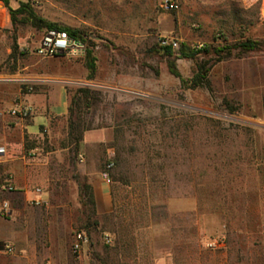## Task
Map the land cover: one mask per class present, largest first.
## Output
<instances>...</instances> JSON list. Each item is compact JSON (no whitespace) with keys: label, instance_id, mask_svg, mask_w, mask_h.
I'll return each instance as SVG.
<instances>
[{"label":"rangeland","instance_id":"rangeland-1","mask_svg":"<svg viewBox=\"0 0 264 264\" xmlns=\"http://www.w3.org/2000/svg\"><path fill=\"white\" fill-rule=\"evenodd\" d=\"M173 1L176 7L167 10L164 0H10L13 9L29 3L47 21L77 31L94 51L93 79L84 54L39 55L46 27L24 23L23 14L14 25L0 1V80L30 92L63 85L69 103L80 87L96 90L99 100L83 109L82 118L93 124L84 138L106 140L87 154L80 146L76 152L68 112L53 115L44 128L37 114L31 130L41 134H27L32 148L25 139L10 148L42 165L29 189L45 190V199L26 198V187L0 166V216H9L1 209L8 201L20 235L36 240L34 260L264 264V46L243 51L239 45L248 39L264 45V0ZM165 38L178 41L171 45L177 53L182 43L202 51L171 57L162 48L169 46ZM170 59L181 77L170 71ZM201 67L210 86L194 87ZM66 100L54 91L53 111L64 113ZM104 168L111 181L99 207L84 169L104 177ZM85 181L95 206L82 192ZM80 232L85 241L75 251Z\"/></svg>","mask_w":264,"mask_h":264},{"label":"crops","instance_id":"crops-1","mask_svg":"<svg viewBox=\"0 0 264 264\" xmlns=\"http://www.w3.org/2000/svg\"><path fill=\"white\" fill-rule=\"evenodd\" d=\"M23 87L18 81H2L0 80V148H4L3 152L0 153V166L4 165L6 171H10V176L17 183V185H23L26 187L25 196L26 198H31L39 196L43 199L46 198L47 192L44 190L40 194H34L30 191L29 186L32 181L35 180V172H38L41 166L33 164L30 160H27L26 154L18 156L16 150H11L19 144H22L25 135H38L41 134L39 131H32L31 128L35 124L36 115L41 114L44 116V123L41 125H48L49 118L53 115H66L68 112L69 98L67 90L63 85L58 88L43 89L41 92H24ZM56 91L62 96H66V110L64 113H56L53 111V101L52 95ZM22 100L25 103L33 107V114L28 121H25L20 117H13L10 115L7 108H11L15 101ZM40 125V126H41ZM92 137V136H91ZM90 134L87 133L85 138L80 144V150L87 151L93 143H105V139L98 138L96 141L92 140ZM20 161L22 164L19 167L16 166V162ZM22 169L23 177L20 175L19 170ZM84 173L90 177V182L95 188V193L99 201L103 197L107 199L109 196V191L105 194L104 187L108 183L106 179L102 176L99 170H87L84 169ZM108 190V184H107ZM108 202V201H107ZM109 203V202H108ZM110 208V207H109ZM110 210V209H107ZM15 213L11 207V214L5 218L0 216V241H5L13 244L15 247V253L8 254L5 252H0V264H58L55 260H50L49 263H44L41 259L34 260L30 257V253L36 250V240L29 234L20 235L21 226L17 224L16 219H18V214ZM16 215V216H15ZM25 215V214H22ZM28 216H22L21 219H27Z\"/></svg>","mask_w":264,"mask_h":264},{"label":"trees","instance_id":"trees-1","mask_svg":"<svg viewBox=\"0 0 264 264\" xmlns=\"http://www.w3.org/2000/svg\"><path fill=\"white\" fill-rule=\"evenodd\" d=\"M0 1H3L6 4V6L9 8L12 17V22L14 25H16V23L18 22L17 15L23 14L24 23H30L31 25L37 26L39 28L46 27L45 31L49 29L66 31L72 37L79 39L81 42H83L86 46L85 57H86V67L89 72L88 77L89 79H93L95 77L97 71V64H96V57L94 56V51L92 48L87 46L86 41L81 38L82 36L77 31L47 21L46 19L39 16L29 3L21 4V6L18 9H13L10 7V0H0ZM239 45L243 51L257 50V49H261L264 46L261 41L252 40V39H248L244 42H241ZM162 48L164 49L166 54L171 57L174 56L175 54L177 55V57H195L198 53L202 51L200 49L191 48L186 43L181 44L178 53L173 50L171 45L162 46ZM217 51L221 52L223 51V49L217 48ZM168 65L170 71L174 75L181 77V73L177 68L175 59H170ZM192 82L194 87H198L201 85L210 86V80L207 77V73H205L204 67L200 68L197 74L193 77ZM23 91L27 92L28 89L25 88L23 89ZM97 100H99V92L93 90L90 87H80L75 91L68 105V115H69L68 139L70 141L69 144H74V151L76 152H78L80 143L83 141L84 132L86 130L93 128L92 122H89L87 124L86 121L82 118L83 109H87V111L89 112ZM227 105L229 106V108L232 109V106L230 104ZM40 128H44V126L41 125ZM25 146L27 149L32 148L33 146L32 144H30L29 136L27 134L25 135ZM106 171H108L109 173V170L107 168H104L103 172ZM81 187H82V192L85 194L86 197H88V200L91 202V204L95 206V195H94L93 186L89 184L87 181H85L83 184H81Z\"/></svg>","mask_w":264,"mask_h":264},{"label":"built area","instance_id":"built-area-1","mask_svg":"<svg viewBox=\"0 0 264 264\" xmlns=\"http://www.w3.org/2000/svg\"><path fill=\"white\" fill-rule=\"evenodd\" d=\"M162 6L167 10H172L176 7V4L173 0H164ZM163 44L172 45L173 47L178 46V41L172 39L170 42L167 38L163 39ZM86 46L79 39L72 37L68 32L62 30L49 29L43 34L37 48L36 52L43 57H51L56 55H72V56H81L85 55ZM32 87L28 88L27 92H30ZM10 115L13 117L26 118L33 114V107L22 100L15 101L14 105L9 111ZM3 152V149L0 148V153ZM81 161H84V157L81 155ZM113 166V163H109L107 167L110 169ZM107 182L111 181L108 171L103 173ZM12 188V186H9ZM2 212L5 215L11 214V204L8 201H5L2 204ZM85 241V235L83 232L78 233L75 243V251H79L81 243ZM218 243L224 244V238H219ZM216 242H211L209 245L213 246ZM0 252H5L8 254L15 253V247L13 244L5 241H0Z\"/></svg>","mask_w":264,"mask_h":264}]
</instances>
